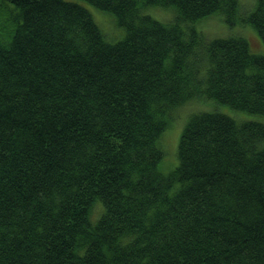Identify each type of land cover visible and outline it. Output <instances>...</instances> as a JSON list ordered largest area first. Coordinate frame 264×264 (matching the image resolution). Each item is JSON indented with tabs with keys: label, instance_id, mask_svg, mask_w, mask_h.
<instances>
[{
	"label": "trees",
	"instance_id": "obj_1",
	"mask_svg": "<svg viewBox=\"0 0 264 264\" xmlns=\"http://www.w3.org/2000/svg\"><path fill=\"white\" fill-rule=\"evenodd\" d=\"M214 13L264 42V0H0V264H264V122L205 105L264 115V54Z\"/></svg>",
	"mask_w": 264,
	"mask_h": 264
},
{
	"label": "rangeland",
	"instance_id": "obj_2",
	"mask_svg": "<svg viewBox=\"0 0 264 264\" xmlns=\"http://www.w3.org/2000/svg\"><path fill=\"white\" fill-rule=\"evenodd\" d=\"M247 2H251L253 0H244ZM86 6L91 10L98 24L102 28V30L106 33L107 37L111 41H116L121 39L125 31L121 28L117 23L113 15L110 13L104 12L99 8L86 3ZM250 6L246 5L245 10ZM146 11L159 20L162 21H170L175 18L176 11L173 7H159V6H151L146 9ZM197 28L204 34L205 38L212 39L214 37H225L229 35H243L249 39L250 46L253 52L255 53H263L264 54V42L262 41L260 35L251 25L248 24H236L234 26L229 25L222 14L214 13L205 18L197 21ZM210 103V105H209ZM205 105L209 108H218V110L230 114L239 120H256L264 122V115L245 112L241 110H235L228 105L220 104L215 105L212 102L205 100ZM189 106H182L175 112V121L173 124L165 130L160 140V146L163 150V158L159 163V168L162 172L168 173L178 164V141L181 134V130L183 125L189 115ZM104 208V205L101 201H98L93 209V215L91 217L92 221H96V219L102 213L101 210ZM99 215V216H98ZM97 216V217H96Z\"/></svg>",
	"mask_w": 264,
	"mask_h": 264
}]
</instances>
